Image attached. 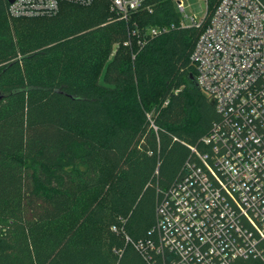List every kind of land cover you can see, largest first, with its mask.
Segmentation results:
<instances>
[{
    "label": "trees",
    "instance_id": "16d2710c",
    "mask_svg": "<svg viewBox=\"0 0 264 264\" xmlns=\"http://www.w3.org/2000/svg\"><path fill=\"white\" fill-rule=\"evenodd\" d=\"M154 1L126 21L106 2L11 17L0 0V264L167 263L137 246L158 241L161 197L211 150L219 114L191 54L219 0L200 27L139 47L134 22H180L175 0Z\"/></svg>",
    "mask_w": 264,
    "mask_h": 264
},
{
    "label": "built area",
    "instance_id": "2783aa9c",
    "mask_svg": "<svg viewBox=\"0 0 264 264\" xmlns=\"http://www.w3.org/2000/svg\"><path fill=\"white\" fill-rule=\"evenodd\" d=\"M106 2L118 19L154 13V0H13L11 17L54 15L63 3ZM179 25H139L143 47L176 27H200L209 0H175ZM126 45H131L129 39ZM196 82L219 119L204 138L208 153L185 163L184 175L157 206L158 241L137 246L166 264H234L264 260V0H219L191 54Z\"/></svg>",
    "mask_w": 264,
    "mask_h": 264
},
{
    "label": "water",
    "instance_id": "95a60500",
    "mask_svg": "<svg viewBox=\"0 0 264 264\" xmlns=\"http://www.w3.org/2000/svg\"><path fill=\"white\" fill-rule=\"evenodd\" d=\"M7 1H8V2H12L13 0H7ZM192 79L194 80V82H195L196 85H197V82H196V79H195L194 76H192ZM208 101H209L210 105L214 106V101H213V99H208Z\"/></svg>",
    "mask_w": 264,
    "mask_h": 264
}]
</instances>
